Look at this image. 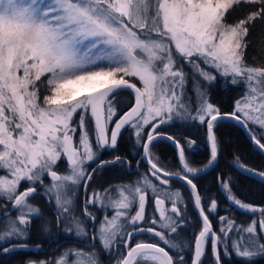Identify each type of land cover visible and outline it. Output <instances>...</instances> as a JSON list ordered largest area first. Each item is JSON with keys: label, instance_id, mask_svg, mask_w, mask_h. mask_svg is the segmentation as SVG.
<instances>
[{"label": "snow or ice", "instance_id": "obj_1", "mask_svg": "<svg viewBox=\"0 0 264 264\" xmlns=\"http://www.w3.org/2000/svg\"><path fill=\"white\" fill-rule=\"evenodd\" d=\"M257 22L264 26V0H0V253L40 248L31 242L39 221L41 235L53 225L78 242L56 243L50 256L26 264L264 259V201L242 198L231 175L217 174L218 190L245 218L220 214L218 196L196 182L219 160L216 128L226 121L264 155V51L259 60L248 55ZM218 79L240 89L229 111L211 99ZM176 123L204 128L202 167L188 158L196 140L182 144L159 131ZM125 130L147 171L98 183L106 168L131 167L121 155L101 158ZM162 139L177 150L176 171L152 151ZM231 166L264 185V170L238 155Z\"/></svg>", "mask_w": 264, "mask_h": 264}, {"label": "trees", "instance_id": "obj_2", "mask_svg": "<svg viewBox=\"0 0 264 264\" xmlns=\"http://www.w3.org/2000/svg\"><path fill=\"white\" fill-rule=\"evenodd\" d=\"M239 14L240 13H233V16L230 19H234ZM250 35L252 37V43L248 49L249 60L251 61L252 56H256L259 60L262 58V51H264V26H261V24L257 22L256 28L252 33H250ZM222 83V81L218 80L215 85L211 86L210 96L212 101L215 104L219 105L222 111H229L231 109L232 102L237 97L240 89L231 85L222 87ZM126 96L127 93L122 94L123 98H126ZM163 132H167V134L170 135H179L181 136V139H183L184 137L194 139L201 145L207 144L204 128L202 126H198L195 123H176L167 125ZM216 134L221 142L222 153L215 168L208 173L199 176L198 181H196L198 183V187H200L202 191L211 190L212 194L217 195L219 198L220 207L228 206L227 200L218 190L216 177L217 174L231 175L237 181L235 190L238 191L242 198H246L247 200L253 201L257 204L264 201V185L260 184L254 178H249L246 175H241L234 167L231 166L234 155H238L241 160L247 165L256 169L264 170V155H262L255 149V146L245 136L241 126L232 121H226L219 125L216 128ZM126 140L130 142L131 139L125 136L121 144L119 145L120 147L117 148L116 151H112L113 155H121L125 157L131 155V152L126 153L128 151V148H126L127 144L125 143ZM158 143L165 148L169 147L167 148L169 149V152L166 153V157L168 159L176 158L174 156V153L171 152L172 148L170 147V144L168 142L160 141ZM153 152L156 156L158 155L157 145L153 147ZM208 155L209 153L205 149L204 151H201L199 153L196 160H193L192 155H190L189 160L193 162V166L202 167L207 163ZM104 173H110L112 174V176L118 177L121 176L122 170L113 171L112 169L106 168L104 170ZM181 187L184 191L185 196H187V189L182 185ZM188 205V216L192 217V220L195 221L196 212L192 208L191 202H189ZM187 228V230H184V235L191 238L194 231L193 224L190 223ZM1 260L3 261L5 259ZM24 263L25 259L23 252H18L16 256L6 259V264Z\"/></svg>", "mask_w": 264, "mask_h": 264}, {"label": "flooded vegetation", "instance_id": "obj_3", "mask_svg": "<svg viewBox=\"0 0 264 264\" xmlns=\"http://www.w3.org/2000/svg\"><path fill=\"white\" fill-rule=\"evenodd\" d=\"M165 127H167V125L161 126L159 131L163 132ZM165 133H167V132H165ZM125 136H127V137H129L131 139L130 142H128V140L125 141V143L127 144L126 148H128V151L126 153L131 152V155L130 156L128 155L126 157L127 159L132 161L131 167H128L127 165H125L124 168H121L120 170H122V174H121V176H118V177L112 176V174H110V173L107 174V173L103 172L102 174L98 175L97 178H96L98 183H103L106 186L107 182H110V181L111 182H118V181H121V180H125V181H127V180H135L139 173H143V172L147 171L149 166L147 165L146 161L144 160V157H143V154H142V149L138 145L135 144V137L133 136L131 130L123 131V133H122V135H121V137H120V139L118 141L117 148L120 147L119 145L121 144V142H122V140H123V138ZM173 136H176V137L180 138L181 143L184 144V142H185L184 138L185 137L183 139H181V136H179V135H173ZM160 141H166V142H168L170 144V147L172 148V151L171 150L170 151L172 153H174V156L176 158L168 159L166 157V153L169 152V149H167V148H169V147L165 148V147L161 146V144L159 145L158 142H160ZM196 144H197L198 147L196 148V150L192 151V153H191L193 160H196L198 155H199V153L201 151H204L205 149L209 153V148H208L207 144L206 145H201L197 141H196ZM155 145H157V151H158V153H157L158 155L157 156L159 157L160 162L163 165L167 166L170 170L176 171L179 168V162H178V158H177V150L175 149L173 144L170 141L166 140V139H162V140L156 141ZM112 151H114V150L104 151L102 153L101 158L102 159H110L111 156H113ZM152 151H153V149H152ZM186 151H187V149H186ZM163 158H166V159H163ZM188 158H190V156ZM137 161L140 162L139 166H137V163H136ZM61 167H63V165H61ZM211 170H213V169L208 170V172L211 171ZM125 172H127V175H125ZM202 174H200V175H202ZM98 183H94L92 185V187H97ZM181 185H182L181 182L175 181V182H173L171 184V187L173 189L179 188L184 193ZM35 203L38 204L39 206H41V208L43 209V211H44L43 219L45 221H52L53 220L52 212L48 208V206L44 203V201L42 199L38 198L35 201ZM188 210H189V205H188ZM93 211H95V214L97 216L101 215V213L99 211H96L95 209H93ZM228 211L233 212L237 217H239L241 219L245 218V217L241 216V213L238 210H236L234 207H230L229 206V202H228V206L219 207L220 214H224L225 212H228ZM187 215H188V211H187ZM39 223L40 222L38 221L37 222V227L34 228V231H33L32 235H31V242H32L33 245L40 244L41 247L37 248V247L33 246V247L28 248L27 250H23V251L17 250L16 252L9 253V254L0 253V264H6V259L16 256V254L18 252H23L24 253V259H25V263L24 264H26L27 260L44 259V258H47L48 256L51 255V250L53 248H55L56 243H60V244L63 245V244H73V243H77L78 242L73 237H63L62 235L57 234V230H56V228L53 225H50L49 233L41 235L39 230H38ZM187 229L188 228L186 227L185 230H187ZM1 259H5V260L2 261ZM209 260H210V256H209ZM225 260L227 261V258H225ZM105 264H107V259L106 258H105ZM228 264H240V261H239L238 258L233 257L231 259V261L228 262ZM257 264H264V259L258 260Z\"/></svg>", "mask_w": 264, "mask_h": 264}, {"label": "water", "instance_id": "obj_4", "mask_svg": "<svg viewBox=\"0 0 264 264\" xmlns=\"http://www.w3.org/2000/svg\"><path fill=\"white\" fill-rule=\"evenodd\" d=\"M242 128V127H241ZM243 132L245 133V135L247 136V138L249 139L248 137V134L246 133V131L244 130V128H242ZM251 142V141H250Z\"/></svg>", "mask_w": 264, "mask_h": 264}, {"label": "rangeland", "instance_id": "obj_5", "mask_svg": "<svg viewBox=\"0 0 264 264\" xmlns=\"http://www.w3.org/2000/svg\"><path fill=\"white\" fill-rule=\"evenodd\" d=\"M219 80V79H218ZM221 81V80H220ZM223 82V81H222ZM229 86V85H228ZM222 87H225V86H223V83H222ZM209 92H211V87L209 88Z\"/></svg>", "mask_w": 264, "mask_h": 264}]
</instances>
